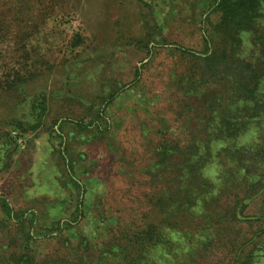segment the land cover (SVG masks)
Listing matches in <instances>:
<instances>
[{"label": "rangeland", "instance_id": "obj_1", "mask_svg": "<svg viewBox=\"0 0 264 264\" xmlns=\"http://www.w3.org/2000/svg\"><path fill=\"white\" fill-rule=\"evenodd\" d=\"M210 1L0 0V88L11 87L0 90V264H264V164L250 191L241 173L226 185L218 163L238 155L240 168L264 150L253 122L218 135L236 86L223 81L236 62H264V1L255 45L218 26ZM205 39L219 49L211 62ZM17 74L27 81L14 89ZM259 100L264 112V85ZM189 206L195 238L151 246L156 207Z\"/></svg>", "mask_w": 264, "mask_h": 264}, {"label": "trees", "instance_id": "obj_2", "mask_svg": "<svg viewBox=\"0 0 264 264\" xmlns=\"http://www.w3.org/2000/svg\"><path fill=\"white\" fill-rule=\"evenodd\" d=\"M264 0H211L209 5V12L210 14H215L218 16V26L225 27V29L230 32H250L253 35V41L254 45L256 44L257 40V33H256V26H255V20L259 17L258 8L261 4V2ZM1 14V10H0ZM8 26L4 19L0 17V33L5 27ZM218 31V27L211 28L210 34L215 35ZM256 33V36H255ZM238 35V34H237ZM232 36V35H231ZM238 39V38H237ZM230 40H232V37H230ZM204 43V51L202 52V55H204V61L211 62L212 60L217 59V56L219 57V54L217 55V52H219V49L213 48L211 45L209 47L210 43H207V40L205 39ZM181 51L183 54H189L191 56H195L194 52H190L188 50H184L181 48H177ZM217 55V56H215ZM221 56L224 58L228 57V55L221 54ZM237 64V71L234 76L221 78L224 80L223 82L228 83L233 79L235 81L236 86L232 87L230 90H228V93L230 95V101L226 103V105H223L220 109L218 115L220 116L221 120V126L218 135L226 140H230L233 138H237L241 135H243L249 128V125L253 122L257 124V129H261L264 127L262 118V107L263 104L259 100V95L261 91V87L264 85L263 80L261 79L262 73L264 72V62L260 57H256L254 59V62H236ZM219 66V64L217 63ZM214 64V66H217ZM220 67V66H219ZM221 68V67H220ZM229 69V68H227ZM232 69H230V72ZM214 72L216 70L214 69ZM221 73V72H219ZM30 75L33 73H29ZM229 73H225L224 75L228 76ZM225 76V77H226ZM16 77H19V79L15 80L14 78L9 82L11 86H14V89H16L17 84H21L22 82H26L25 75L20 76L17 74ZM224 77V76H223ZM262 80V81H261ZM14 83V84H13ZM10 87V86H9ZM9 87L7 86V89L5 90L4 87L0 88L2 92H10ZM11 88V87H10ZM22 91V90H21ZM20 91V92H21ZM236 92V93H235ZM247 95L246 99L250 100L251 103L247 112V115H244L242 113H239L236 104H234V101L240 100L239 94ZM236 99V100H234ZM38 106V112H43L44 107L43 104L40 102L37 104ZM238 115L243 116V119L240 121L238 120ZM98 114L96 115V119ZM233 117L235 119H233ZM100 118H102L100 116ZM232 120V121H231ZM246 120V121H244ZM235 123L236 126L231 129V124ZM77 130L85 131V130H91V127H85V125L81 123H75ZM107 129V128H106ZM106 129H100L98 125H96L95 132L97 134H101L102 132H105ZM252 157L251 161H246V164L244 166L242 165L240 168L239 163L245 162L242 157L236 155L239 159H234V155H230L229 157H226L224 159L219 158V165L221 167V171L225 178H223V182L226 185L231 186V184H234L233 177H236V175H240L241 173V179H243V182L240 185H243L244 188H250V191L257 189L259 186L262 185V181L259 180V178L255 176H251V178H247L248 174L252 172H257L258 170L263 168L264 164V150L257 149ZM237 150L234 151V153ZM240 152L239 150L236 152V154ZM243 155L244 153L241 152ZM207 160L204 159V162ZM208 162V161H207ZM243 164V163H242ZM177 166L174 167V170ZM203 168L205 166H202ZM225 179V180H224ZM229 180L231 181V184ZM198 181V179H196ZM195 181V182H196ZM199 181L198 183H200ZM197 183V184H198ZM202 186L205 189V194H210L212 191V187L207 185L204 182H201ZM249 197H246L245 199H248ZM192 206V204L190 205ZM188 207L184 210L179 209H165L163 211V208L160 210L158 207H156V215L153 219L155 223H150L147 231L144 232L145 235H149L148 239L151 244V246L156 245V243L160 242L162 238L165 242L164 235H169V233H176V234H182L184 235V239H189V237H194V234L196 233V230H198V227L196 228H190L187 227L189 222L194 221L196 219H200L198 214H195V211L191 207ZM22 217V216H20ZM14 218L19 220L18 216L14 215ZM203 219H207L203 218ZM26 220V219H24ZM211 220V219H209ZM203 224V222H202ZM200 225V222H199ZM207 225V226H206ZM204 225L206 229L215 228L216 226L212 221H208ZM57 230H59L57 228ZM169 256V253L167 254Z\"/></svg>", "mask_w": 264, "mask_h": 264}]
</instances>
